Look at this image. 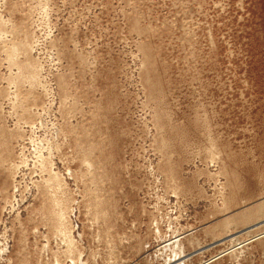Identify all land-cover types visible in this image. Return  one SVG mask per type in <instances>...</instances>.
<instances>
[{
	"label": "rangeland",
	"instance_id": "obj_1",
	"mask_svg": "<svg viewBox=\"0 0 264 264\" xmlns=\"http://www.w3.org/2000/svg\"><path fill=\"white\" fill-rule=\"evenodd\" d=\"M0 264H264V0H0Z\"/></svg>",
	"mask_w": 264,
	"mask_h": 264
},
{
	"label": "bare ground",
	"instance_id": "obj_2",
	"mask_svg": "<svg viewBox=\"0 0 264 264\" xmlns=\"http://www.w3.org/2000/svg\"><path fill=\"white\" fill-rule=\"evenodd\" d=\"M24 80V79H23Z\"/></svg>",
	"mask_w": 264,
	"mask_h": 264
}]
</instances>
